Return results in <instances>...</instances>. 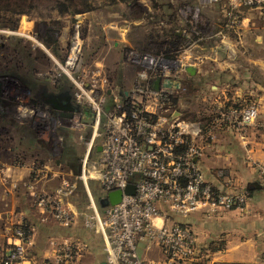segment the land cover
<instances>
[{"label":"built area","instance_id":"built-area-1","mask_svg":"<svg viewBox=\"0 0 264 264\" xmlns=\"http://www.w3.org/2000/svg\"><path fill=\"white\" fill-rule=\"evenodd\" d=\"M217 1L184 0L179 4L182 16L192 25L178 55L130 49L127 56L135 66L136 80L125 93L116 92L117 85L103 81L104 67L93 69L84 61L83 39L77 26L70 36L67 57L58 64L73 84V103L78 108L71 117L61 119L48 113L34 119L46 127L42 136L47 140L59 126L82 131L89 128L86 135H81L88 146L81 171L75 177L88 189L91 211L85 217V225L101 233L107 264H196L201 248L195 231L187 222L156 224L153 218L161 215L160 202L184 216L204 205L243 208L247 203V190L227 191L210 182L200 159L216 128L251 122L258 114L257 104L253 102L240 110L231 104L226 108L227 104L222 103L212 124L189 117L178 104L185 91L182 77L188 73L186 66L197 65L204 58L202 50L216 47L217 40L205 46L210 37L215 35L223 42L224 38L231 40L230 28L240 22L241 16L230 12L226 20L202 24V8ZM263 4L264 0L237 1V6L263 8ZM24 112L21 119L26 116ZM258 168L260 183L264 184V163ZM32 170L36 203L61 224L73 223L76 213L69 195L75 192L77 181H71L65 172L57 186L39 190L36 182L50 178L49 173L40 165ZM94 179L99 181L105 196L110 190L124 189L128 183L136 184V192L124 193L119 202L102 209L89 188V181ZM14 233L16 241L7 250L5 264H52L48 259L29 257L30 232L25 223L16 226ZM142 241L148 248H160L162 260L147 259L140 251ZM80 250L78 244L68 240L57 243L53 264H76Z\"/></svg>","mask_w":264,"mask_h":264},{"label":"crops","instance_id":"crops-1","mask_svg":"<svg viewBox=\"0 0 264 264\" xmlns=\"http://www.w3.org/2000/svg\"><path fill=\"white\" fill-rule=\"evenodd\" d=\"M25 22L24 25H27L31 19ZM24 25L22 24L19 30L30 33V26ZM237 27L236 46L239 47L237 57L229 61L227 59L229 53L225 49L206 56L207 59L210 58L207 63L204 64V61L198 63L195 65V73L188 71L185 75L194 80L191 82L199 90L188 100L189 102L184 94L181 95L178 104L186 112L191 108L192 114L206 124H212L216 117V105L234 103L233 99H236L235 104L238 103L239 106L250 99L257 101L259 105L257 120L243 127L224 125L216 128L215 136L206 141L205 154L200 159L205 176L210 182L218 188L232 192L247 190L249 194L247 203L243 208L218 207L210 204L198 207L186 216L173 213L177 216H172V219H168L164 214L153 218L156 224L187 222L193 228L201 248L195 258L196 264H264V186L258 185L260 174L257 167L264 163V85L257 77H264V7H254L252 13L247 12ZM232 41L234 44V40ZM220 59L226 62L227 67L219 63ZM208 63L214 64L213 71L217 69L221 72L235 73L240 81H202L201 77L206 76L211 69L206 67ZM105 65L106 76L103 77V81L117 85L114 88L116 92L125 93L133 86L136 80V69L133 64L105 63ZM69 80L62 81L64 90L72 89L73 84ZM186 101L191 105L186 104ZM22 123L14 121L10 124L13 145H3L0 142V165L4 166L0 175V254L3 250L7 251L16 241L14 228L25 223L31 230L27 242L29 257L48 259L53 264L56 244L61 242L59 239L64 238L65 241L68 238L63 236L61 231H54V225L52 226L50 221L46 223L47 219L56 218L35 201V189L31 186L32 169L36 164H40L49 173L50 178L35 181L39 190L53 188L61 182L65 173L62 160L67 163H73V160L70 157L62 158L60 155V159H56L54 164L52 145H48L47 149L38 143L40 140L37 137L38 142L31 139L34 131L42 135L34 126ZM1 130L8 132L7 127ZM55 133L58 134L56 131ZM44 154L49 157H43ZM79 170L80 168H70L72 175H77ZM66 173H69L68 170ZM229 183L235 185L229 186ZM98 191L97 199L105 196L102 190ZM162 204L167 205L165 202L159 203ZM74 211L76 219L69 225L77 220V208ZM40 237L44 238L43 243L40 242ZM85 242L75 240L81 248L78 261L83 259L88 251L89 245ZM140 251L147 259L162 260L163 254L156 246L148 248L142 241ZM203 251L204 254L201 253ZM105 260L103 259L100 264H107ZM81 263L80 261L79 264ZM84 263L95 264L94 261Z\"/></svg>","mask_w":264,"mask_h":264},{"label":"rangeland","instance_id":"rangeland-1","mask_svg":"<svg viewBox=\"0 0 264 264\" xmlns=\"http://www.w3.org/2000/svg\"><path fill=\"white\" fill-rule=\"evenodd\" d=\"M183 1L184 0H0V64H2L0 66V73L4 74L5 80V84L3 83L1 91L3 98L0 106L4 113H0V142L3 145L14 144L11 138L13 136L12 125L10 126L14 121L23 122L33 127L35 118L38 117V119H41L42 114H45V116L48 115L46 110L42 109L43 111H40L38 109L40 108L39 105L32 101V95L28 91V82L24 80V78H26L24 71L27 66L23 56L28 46L32 43L36 44V48L33 50L35 54L32 63L34 71L31 75L37 80H44L45 72H50L51 77H60L63 81L69 80V77L61 71L58 62L65 61L69 51L70 36L77 26H79L80 33L82 34L84 61L90 64L93 69L95 67L106 68L105 63H112V65L131 63L128 59L127 52L132 48L169 52L175 56L181 53L180 47L185 41V37L191 32L190 29L192 24L189 23L188 19V21L186 18L184 19V16H182L179 10V4ZM237 1L238 0H218L217 2L210 3L206 7H203L202 24H209L214 21L219 23V19H228L230 17V12L233 13L231 15H240L241 17L239 20L241 22L243 16H245L247 12L252 13L254 7H247L244 5L237 6ZM224 14L228 17H224ZM28 19H31V22L28 23L29 25H24L26 24L25 21H28ZM20 22L21 25L23 24L26 27L30 26V33L16 29ZM43 23L55 26V32L52 36L49 35V25L45 27V25H41ZM9 25H14V27H10ZM197 25H201V22H198ZM237 26L238 25L234 23L233 27L230 28V36L232 39L224 38L225 43L215 35L206 40V47L213 45L214 40H217L218 44L215 48L211 46L209 49L201 51V53L204 54V58H202L203 60L201 62L204 61V64L207 63V60H210V58L207 59L206 56L219 52L221 49H225L229 53L227 56L229 61L237 57L239 52V47L237 48L236 46L238 35ZM216 28L217 27H215L214 30ZM32 29L34 31H32ZM177 30H180V34L176 32ZM232 40H234V44ZM17 46H20L21 53L15 50ZM219 63L223 67H227L223 59H220ZM206 65V67H210L211 69L207 72L208 74L206 76L201 77L202 81H240L235 73L221 72L217 69L213 71L212 67H214V64L208 63ZM257 77L264 85V77ZM182 81H184L185 86L184 96L188 101L197 93L199 88L197 89L194 83L191 82L194 80L185 75H183ZM187 101L186 104L189 102ZM210 101L213 100L210 99ZM233 101L234 103L229 102L224 107L227 108L228 105L231 104L241 110L253 102L258 106L257 116L251 122L243 126L257 120L259 115V105L257 101L250 99L241 106H239L238 103L235 104L236 99H233ZM10 107L13 109L11 110ZM188 109L189 117H195V115L190 112L193 110L191 108ZM215 109H219L218 105L215 106ZM24 110L26 111V116H24V119H21V117H23L22 115L25 114ZM30 111L34 112L30 113ZM6 127L8 132H3L1 129ZM87 130H89L88 127L83 131L79 128H70L67 131L56 128L55 131L58 134L54 133L51 136L53 139L50 141L45 138L46 136H40L34 131V135L31 136L33 138L31 139L37 141V137L40 140V142H37L41 143L42 146L47 149L49 148L48 145H52V149L54 150L52 151L54 164L56 159H60V154L64 149L69 147L72 150L69 157L72 158L73 163H67L64 160H62V162L64 163V172H66V170L69 172L70 180L77 181L75 192L69 195L70 205L73 209L77 208L78 211L77 220L72 225H63L59 220L49 218L46 223L50 221L51 225H54V231H61L63 236L68 238L69 243L75 244L76 239L88 243V251H86L83 259H80L82 262L81 264H83L84 261L88 263L94 261L95 264H100L103 259H106L103 237L95 227L91 228L85 225V217L91 211L89 207V192L84 182L77 179L70 171L72 167L77 169L80 168L79 172L81 171L88 146L85 143V138L81 137V135H86L85 133H87ZM91 153L93 155L96 154L94 148H92ZM46 156L47 154H44L43 157ZM2 169H4V166L0 165V175L3 173ZM232 184L229 183V186L235 185L234 183ZM258 185L264 186V184H260V182ZM89 187L94 200L97 205L99 204L98 207L100 206L103 209L109 204L106 196L98 197L97 199L96 194L99 193V189L101 190L99 181L96 179L90 180ZM160 208L162 209L160 213L164 214L168 219H172V216H177V214H173L177 212L171 210L168 204H162ZM159 220L162 221L161 218H159ZM40 236L42 237L43 235L41 234ZM41 237L40 242L43 243L44 238ZM59 240L63 242L64 238ZM201 253L204 254V251ZM80 261L77 259L76 264H79Z\"/></svg>","mask_w":264,"mask_h":264},{"label":"flooded vegetation","instance_id":"flooded-vegetation-1","mask_svg":"<svg viewBox=\"0 0 264 264\" xmlns=\"http://www.w3.org/2000/svg\"><path fill=\"white\" fill-rule=\"evenodd\" d=\"M20 23L18 25V28L20 26ZM41 25H45V27H47L49 24L47 25L46 23H43ZM10 27H14V25H11ZM54 27H55L54 25H49V28H50L49 35L50 36H52L55 32ZM18 28H16V29H18ZM10 30H12V29H10ZM14 31H16V30H14ZM14 31H12V32H14ZM35 46H36V44H33V43L30 46H28L27 49L25 50L26 53L23 56V58L25 60V64L27 66V68L25 70L26 72L24 71V73L26 75L25 76L26 78H24V80L28 82V85H29L28 91L32 95V101L36 102L39 105L40 108H38V109L40 111L46 110L49 113L50 117H56V118L63 119L65 116H62L61 112L68 111V110L70 111L72 108L68 107L69 106L68 102L64 103L63 99H60L59 94L65 92V91L71 92L72 89L71 90L70 89L64 90L63 89V82H62L63 80L60 77H56V76L51 77L50 72L44 73V76H45L44 80H37L36 78L33 77V75H31L34 71L32 63H33V56L35 54L33 51L36 48ZM15 50H17L21 53L20 46L15 47ZM1 65L2 64H0V66ZM51 79H53V80H51ZM4 81H5L4 80V74L0 73V105L2 102V98H3L2 97L3 94L1 93V91H2ZM70 101L71 102L74 101L73 95H72ZM1 109L2 108L0 106V113L3 114L4 111ZM12 109L13 108H11V110ZM58 129H63L66 131V129H70V128L65 127V126H59ZM71 153H72V150L68 147V148L64 149L60 155L62 158H66V157H69L71 155Z\"/></svg>","mask_w":264,"mask_h":264},{"label":"water","instance_id":"water-1","mask_svg":"<svg viewBox=\"0 0 264 264\" xmlns=\"http://www.w3.org/2000/svg\"><path fill=\"white\" fill-rule=\"evenodd\" d=\"M186 69L191 72V73H195L196 72V66L194 64H189L186 66ZM72 90L70 91H65L63 93L59 94L60 99H63V102H68L70 108H72L70 111H63L61 112L62 116L65 117H71L73 116V110L77 109L78 107L70 101L71 97H72ZM42 122V121H41ZM40 124V123H39ZM37 121H33V126L38 130V133L43 135L42 133H44V130L46 129L45 126H40ZM40 126V127H39ZM98 149H101V146H98ZM261 184V183H260ZM136 192V184L135 183H128V185L124 188V189H113L107 192L106 198L108 200V203L111 204H115L117 202H119L122 199V196L124 193H135Z\"/></svg>","mask_w":264,"mask_h":264},{"label":"trees","instance_id":"trees-1","mask_svg":"<svg viewBox=\"0 0 264 264\" xmlns=\"http://www.w3.org/2000/svg\"><path fill=\"white\" fill-rule=\"evenodd\" d=\"M19 28H22V25L20 24ZM18 28V29H19ZM177 32V31H176ZM180 34V33H178ZM186 38V37H185ZM157 52V51H156ZM160 52V51H159ZM168 54L172 55L171 53L167 52ZM196 117V116H195ZM36 165H40V164H36ZM26 227H27V230L28 232H30V226L28 224H26ZM6 253L7 251L6 250H3L2 253L0 254V264H5L4 261H5V257H6ZM231 264V263H230ZM232 264H245V263H232Z\"/></svg>","mask_w":264,"mask_h":264}]
</instances>
